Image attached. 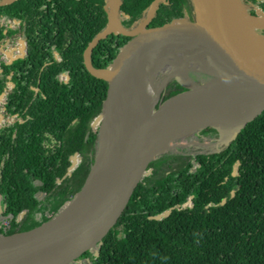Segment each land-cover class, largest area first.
Returning a JSON list of instances; mask_svg holds the SVG:
<instances>
[{
  "label": "trees",
  "instance_id": "obj_1",
  "mask_svg": "<svg viewBox=\"0 0 264 264\" xmlns=\"http://www.w3.org/2000/svg\"><path fill=\"white\" fill-rule=\"evenodd\" d=\"M153 1L120 0L121 25H139L135 11ZM106 2L0 5V48L18 34L27 45L24 57L0 71L2 114L12 118L0 125V235L57 215L83 189L95 163L99 137L88 134L107 82L89 73L82 53L107 24ZM243 3L264 16V0ZM193 15L192 0H160L149 26ZM128 38L113 32L102 39L89 53L92 64L106 69ZM177 81L169 79L155 109ZM217 140L211 126L174 140L194 144L158 154L115 224L69 264H264V110L230 143L212 147ZM73 155L78 161L69 170Z\"/></svg>",
  "mask_w": 264,
  "mask_h": 264
},
{
  "label": "water",
  "instance_id": "obj_2",
  "mask_svg": "<svg viewBox=\"0 0 264 264\" xmlns=\"http://www.w3.org/2000/svg\"><path fill=\"white\" fill-rule=\"evenodd\" d=\"M12 1L0 0V5ZM159 1L151 3L148 18L143 23L132 29L121 25L120 30H114L112 26L114 19L119 18L120 0H107L104 6L107 24L82 53L89 73L107 82L101 113L91 122L88 134L89 139L94 137L92 131L99 127L95 163L83 189L57 215L29 230L0 235V264L71 263L84 251L95 248L115 224L137 183L146 174L149 163L158 154L179 146L180 143H174L170 148H162L163 138L170 129L186 122L195 126L188 133L211 126L218 134V140L210 144L214 147L230 143L264 110V62L255 60L247 45L243 0H192L193 17L149 26ZM113 32L129 38L106 69L96 68L89 53ZM18 43L23 57L26 44L21 34ZM6 55L9 60L0 71L16 58L13 51ZM139 59L179 60L186 65L181 73L174 66L167 73L161 72L165 77L156 90L157 100L169 79L177 76L178 81L171 87L168 98L152 110L147 121L139 117L129 79V66ZM192 70L201 74L191 76L188 71ZM209 88L217 90L216 96L203 94ZM5 95V91L0 94V101L4 102ZM233 97L245 101L244 108L233 113L221 111ZM186 99L191 102L186 103ZM109 148L118 156L109 175L81 203L64 213L83 192L96 164ZM70 159L69 170L78 161L77 155ZM25 211L26 208L22 214Z\"/></svg>",
  "mask_w": 264,
  "mask_h": 264
},
{
  "label": "bare ground",
  "instance_id": "obj_3",
  "mask_svg": "<svg viewBox=\"0 0 264 264\" xmlns=\"http://www.w3.org/2000/svg\"><path fill=\"white\" fill-rule=\"evenodd\" d=\"M263 19L264 22V18ZM245 19L244 29L249 50L255 60L258 61L259 56H264V48L261 41H259L253 32L247 30ZM258 20V19H257ZM260 20V19H259ZM123 25V24H122ZM264 27V25H262ZM251 29H255L254 24L251 23ZM112 28L114 30H120L122 28L119 18L114 19ZM175 67L179 73L183 72L186 65L179 61H163L161 59H154L152 61L135 60L129 66V79L133 92V97L137 106L139 117L145 121L152 116V107L157 101L156 90L154 88L155 78L159 72L167 73L172 67ZM217 90L209 88L203 94L205 96L214 97L217 94ZM201 99H197L200 101ZM189 103V99L185 100ZM238 102V103H236ZM245 106V101H239L236 97L231 98L223 107L221 111L225 113L237 112L242 110ZM195 128L194 125L189 123H181L170 129L164 136L162 142V148H170L173 145V139L184 136ZM173 133V135H172ZM172 135V137H170ZM117 152L112 148H109L104 157L98 162L93 170L91 177L89 178L84 190L80 193L75 200H73L65 209L64 213L71 211L79 203H81L88 195H90L99 185L103 183L106 177L111 172V169L117 161ZM88 186V187H87Z\"/></svg>",
  "mask_w": 264,
  "mask_h": 264
},
{
  "label": "rangeland",
  "instance_id": "obj_4",
  "mask_svg": "<svg viewBox=\"0 0 264 264\" xmlns=\"http://www.w3.org/2000/svg\"><path fill=\"white\" fill-rule=\"evenodd\" d=\"M151 5V4H150ZM150 5H149V7H150ZM149 7L146 9V10H137V11H135V14L134 15H137L138 17H140V19H141V22H140V24L141 23H143L147 18H148V15H149ZM254 8L255 9H257V6L256 5H254ZM253 8V9H254ZM252 8H246L245 7V12H246V15H245V19H249L248 21H246V26H247V30L251 33V32H253L254 31V34H255V36H256V38L259 40V41H261V45H262V47L264 48V30L261 28V27H263L262 25H260V26H257V23L258 22H263V19H261V18H264V16H255V15H253V14H251L250 12V10H253ZM258 19V20H257ZM260 19V20H259ZM251 23H253L254 24V27H255V29L253 30V29H251ZM16 40L14 41H9L8 43H6L3 47H1L0 48V60H2V62L4 61V62H6L7 60H8V57H7V55H6V53L7 52H9V51H14L13 50V48H15V46H16ZM15 52V51H14ZM13 52V53H14ZM260 58V60L262 61V62H264V56H259ZM164 77H165V75L164 74H162L161 72H159L157 75H156V78H155V86H154V88H155V90H157V88H158V85H159V82L160 81H162L163 79H164ZM158 101H159V99L156 101V103L153 105V107H152V110H154L155 109V105L158 103ZM2 101H0V113H2ZM12 121V118H7V117H4V116H2V117H0V125L1 124H3V123H8V122H11ZM98 131H97V133H93V135L94 136H98ZM189 134H192V133H188V134H186V135H184V136H181V137H178V138H183V137H185V136H187V135H189ZM177 138H175V139H173V144L175 143L174 142V140H176ZM184 144H188V145H191V144H194L193 142H191V143H188V142H185V141H182V142H180V144L179 145H184ZM177 146V145H176ZM88 187V186H87Z\"/></svg>",
  "mask_w": 264,
  "mask_h": 264
},
{
  "label": "flooded vegetation",
  "instance_id": "obj_5",
  "mask_svg": "<svg viewBox=\"0 0 264 264\" xmlns=\"http://www.w3.org/2000/svg\"><path fill=\"white\" fill-rule=\"evenodd\" d=\"M18 39H19V34H18V36H17V38H15L14 39V41L16 40L17 42H16V46H15V48H13V50L15 51H13L14 53H13V55L15 56V57H18V56H20L21 55V53H20V51L18 50V47H19V43H18ZM25 42V41H24ZM26 44V43H25ZM26 47H27V45H26ZM25 50H26V48H25ZM25 54H26V51H25ZM25 56V55H24ZM23 56V57H24ZM8 60H9V58H8ZM7 60V61H8ZM1 61V67H0V69L2 68V65L5 63L4 61L2 62V60H0ZM6 61V62H7Z\"/></svg>",
  "mask_w": 264,
  "mask_h": 264
},
{
  "label": "built area",
  "instance_id": "obj_6",
  "mask_svg": "<svg viewBox=\"0 0 264 264\" xmlns=\"http://www.w3.org/2000/svg\"><path fill=\"white\" fill-rule=\"evenodd\" d=\"M3 223H4V224H7V222H6L5 220L3 221Z\"/></svg>",
  "mask_w": 264,
  "mask_h": 264
}]
</instances>
